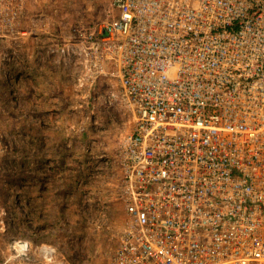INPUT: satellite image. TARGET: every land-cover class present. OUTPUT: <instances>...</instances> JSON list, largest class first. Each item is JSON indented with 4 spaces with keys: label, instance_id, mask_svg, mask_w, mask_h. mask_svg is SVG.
<instances>
[{
    "label": "built area",
    "instance_id": "2783aa9c",
    "mask_svg": "<svg viewBox=\"0 0 264 264\" xmlns=\"http://www.w3.org/2000/svg\"><path fill=\"white\" fill-rule=\"evenodd\" d=\"M29 1L0 0L3 63L34 31ZM110 6L103 24L73 23L47 52L82 64L86 102L75 107L94 108L108 80L133 113L120 153L127 219L111 264H264V0Z\"/></svg>",
    "mask_w": 264,
    "mask_h": 264
},
{
    "label": "rangeland",
    "instance_id": "374dc122",
    "mask_svg": "<svg viewBox=\"0 0 264 264\" xmlns=\"http://www.w3.org/2000/svg\"><path fill=\"white\" fill-rule=\"evenodd\" d=\"M111 1L30 0L34 31L12 43L8 62L0 48V264H111L120 244V153L133 113L109 96L108 80L94 108L75 107L86 102L82 64L58 65L47 52L71 24H103ZM41 245L55 252L43 257Z\"/></svg>",
    "mask_w": 264,
    "mask_h": 264
}]
</instances>
